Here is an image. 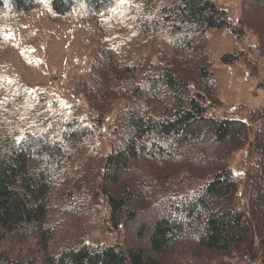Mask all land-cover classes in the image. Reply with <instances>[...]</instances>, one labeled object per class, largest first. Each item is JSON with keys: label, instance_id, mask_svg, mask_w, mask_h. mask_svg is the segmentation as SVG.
Segmentation results:
<instances>
[{"label": "trees", "instance_id": "16d2710c", "mask_svg": "<svg viewBox=\"0 0 264 264\" xmlns=\"http://www.w3.org/2000/svg\"><path fill=\"white\" fill-rule=\"evenodd\" d=\"M39 5L98 36L76 90L95 115H63L24 90L0 103V264H264V104L249 122L207 115L222 105L209 30L250 32L264 64V0H241L236 24L211 0H0V50ZM221 60L259 74L246 51ZM241 151L242 178L231 167ZM95 228L118 238L85 243Z\"/></svg>", "mask_w": 264, "mask_h": 264}, {"label": "rangeland", "instance_id": "374dc122", "mask_svg": "<svg viewBox=\"0 0 264 264\" xmlns=\"http://www.w3.org/2000/svg\"><path fill=\"white\" fill-rule=\"evenodd\" d=\"M211 1L226 11L230 23L238 22L241 0ZM92 31V26L79 17L53 18L45 5L33 9L17 27L8 30L5 45L0 50V103L11 92L24 90L31 92L32 97L39 94L46 97V108L89 121L95 112L84 106L76 90L80 82L88 79L91 62L97 52L93 37L96 40L98 36L92 35ZM115 38L121 41L125 35L119 32ZM256 45V38L250 32L236 39L228 29L209 30L207 48L210 70L217 87V98L222 105L209 108L207 115L249 122V112L264 104V90L258 88L259 82L264 80V64ZM242 51L247 52L249 59L258 62V76H249L241 62L226 65L221 60L224 54ZM33 101L22 103L24 118ZM119 108L120 104L116 102L113 113L105 117L101 129L106 138L110 137L109 123ZM107 144L109 142L102 140L103 146ZM199 145L198 148L201 147ZM246 166L244 153H235L231 160L234 175L242 178ZM98 204L105 217L103 204ZM141 209L146 210V206L142 205ZM116 238L118 236L106 235L95 228L84 241L87 244H107L113 243ZM221 263L246 264L239 258H224ZM35 264L42 263L37 261Z\"/></svg>", "mask_w": 264, "mask_h": 264}]
</instances>
